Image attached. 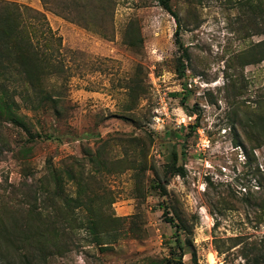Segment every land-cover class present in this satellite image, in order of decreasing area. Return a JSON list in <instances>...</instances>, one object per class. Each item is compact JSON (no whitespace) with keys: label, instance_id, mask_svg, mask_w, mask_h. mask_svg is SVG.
Segmentation results:
<instances>
[{"label":"rangeland","instance_id":"374dc122","mask_svg":"<svg viewBox=\"0 0 264 264\" xmlns=\"http://www.w3.org/2000/svg\"><path fill=\"white\" fill-rule=\"evenodd\" d=\"M0 1L45 16L61 40L52 57L67 69L64 87L48 82L64 102L60 115L49 105L33 113L18 99L30 135L0 122V205L25 217L48 163L59 169L69 158L87 160V148L102 149L110 172L98 193L115 198L104 212L125 218L112 232L117 240L102 239L107 250L60 219L58 245L67 250L43 262L31 249L30 263L146 264L171 257L177 237L184 264H264V60L248 58L264 55V0H171L178 22L160 0H115L111 41L41 0ZM94 19L90 13L87 21ZM131 23L141 38L136 47L123 41ZM23 144L32 147L26 161L16 158ZM178 167L183 177L172 174ZM42 213L53 214L49 207ZM177 215L185 230L167 222ZM7 254L9 264L22 260Z\"/></svg>","mask_w":264,"mask_h":264},{"label":"trees","instance_id":"16d2710c","mask_svg":"<svg viewBox=\"0 0 264 264\" xmlns=\"http://www.w3.org/2000/svg\"><path fill=\"white\" fill-rule=\"evenodd\" d=\"M46 10H51L69 22L79 24L87 30H94L98 36L105 40H112L113 18L116 8L115 0H41ZM171 0H160L161 7L178 19L170 8ZM93 13V22L87 21L88 15ZM96 16H98L96 18ZM82 18L83 23L74 21ZM87 18V19H86ZM133 24L126 29L123 41L127 46L136 47L141 44L139 31L130 33ZM175 33V43L182 49L178 36L179 24ZM44 39V47L39 44V38ZM60 48L61 40L57 39L46 24L45 16L25 7L21 8L15 3L0 1V122L8 123L30 135L29 118L20 113L21 106L36 113L48 105L56 115H60L61 96L53 92L55 85L49 84L50 79L61 80L64 87L67 82V69L63 62L52 57L50 49ZM264 47V42L263 45ZM44 48V49H43ZM186 53L178 59L179 76L184 74L183 60ZM250 64L264 60V55L249 54ZM48 84H47V83ZM49 85V87H47ZM49 138V137H48ZM139 140H134L138 142ZM17 159L27 160L32 153V147L23 144L17 147ZM84 156L86 159L69 158L59 169L48 163L41 178L37 181V190H31L34 203L26 212L25 217L16 218L9 212L7 206L0 205V264H9L6 260L10 250H13L22 260L19 264H32L29 253H38V259L45 262L51 252L61 254L67 250L66 246H59L57 227L60 219L62 222L76 224V229L83 228L88 235L99 245H104L101 250L109 249V243H101L103 238H113L112 232H117V226H123L125 218H115L104 212L110 209L115 202L113 195L98 193L101 190L100 179L104 173L110 172V167L102 156V149L92 151L87 148ZM175 162V161H174ZM113 164L116 166L121 164ZM112 166V168H113ZM88 168V169H86ZM171 170L175 164L170 166ZM87 170V171H86ZM112 170V169H111ZM173 175L183 177V168L175 169ZM67 185H72L75 191L72 195L66 191ZM160 189L161 186L158 185ZM103 191V190H102ZM23 198L28 195L22 194ZM31 196V194H30ZM42 198V207L38 208L39 199ZM49 207L54 214L44 215L42 209ZM80 213V214H79ZM78 216L83 218L77 221ZM24 220V223H22ZM177 230H185L184 223L178 217H169L167 222L174 223ZM70 223V224H71ZM216 223L214 224V227ZM116 230V231H115ZM112 240V239H111ZM179 252L177 258H172ZM171 257L152 259L146 264H184L182 258L185 254L184 247L176 237L174 246L170 248ZM11 264V263H10ZM14 264V263H12ZM250 264H260L253 259Z\"/></svg>","mask_w":264,"mask_h":264}]
</instances>
